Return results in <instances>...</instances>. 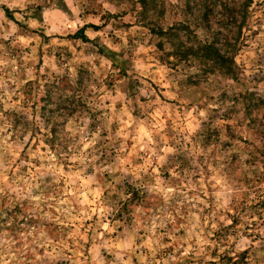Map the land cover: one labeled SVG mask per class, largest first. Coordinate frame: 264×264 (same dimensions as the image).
I'll list each match as a JSON object with an SVG mask.
<instances>
[{"label":"clouds","instance_id":"1","mask_svg":"<svg viewBox=\"0 0 264 264\" xmlns=\"http://www.w3.org/2000/svg\"><path fill=\"white\" fill-rule=\"evenodd\" d=\"M0 264H264V0H0Z\"/></svg>","mask_w":264,"mask_h":264}]
</instances>
